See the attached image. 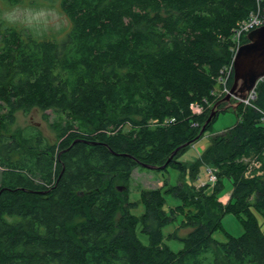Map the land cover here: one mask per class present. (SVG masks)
<instances>
[{"label":"trees","instance_id":"16d2710c","mask_svg":"<svg viewBox=\"0 0 264 264\" xmlns=\"http://www.w3.org/2000/svg\"><path fill=\"white\" fill-rule=\"evenodd\" d=\"M41 1L67 17L66 29L41 36L3 18V7ZM258 5L0 0V264H264V79L253 106H238V122L199 158L177 161L183 147L157 169L186 182L142 188L138 201L128 188L136 168L162 167L196 140L223 99L216 90L230 75L236 29ZM35 109L65 115L66 124H53L56 143L31 129L3 135L17 112ZM253 163L260 167L250 170ZM203 169L214 170V185L199 186ZM226 181L232 190L223 204ZM167 195L179 203L168 205ZM227 215L243 235L225 230ZM178 220L169 234L183 243L175 252L163 229Z\"/></svg>","mask_w":264,"mask_h":264},{"label":"rangeland","instance_id":"374dc122","mask_svg":"<svg viewBox=\"0 0 264 264\" xmlns=\"http://www.w3.org/2000/svg\"><path fill=\"white\" fill-rule=\"evenodd\" d=\"M3 18H5L8 22L27 29L36 35L41 36H51L60 30L66 29L68 26V19L65 15L59 12L58 7H52L49 4H45V1H41L39 6L33 7L29 5H18L13 7H3ZM219 86L216 90V93H220L224 89V84L226 82L221 81L218 82ZM229 86V85H228ZM227 86V87H228ZM195 110L199 111V106L194 107ZM44 115L48 116L46 120ZM66 117L63 114L55 113L53 111H47L43 113L37 109L33 110L30 114L25 115L23 112H17L15 116V122L3 130L4 136L9 135H19V131L21 129H31V132H39L49 144H54L58 141V136L60 134L59 128L66 124ZM238 122V118L236 113L232 110H227L225 112H221L215 118L212 127L204 132L203 137H201L194 144L189 146L188 150H186L182 155H180L177 161H182L186 163H192L195 159L199 158V155L205 149V146H208L211 143V138L215 135L223 133L225 130L232 128ZM53 124L58 128H55ZM178 148V147H177ZM244 162H249V159H244ZM212 168V167H207ZM214 171V170H213ZM216 175V174H215ZM132 180L130 186L128 187L131 190L130 201H138L140 199V190L142 188H157L161 187L165 181L169 182V185H177L179 182H186L185 178L179 174V172L175 171L172 168H169L167 171H158L157 169H148L145 167H138L132 173ZM200 178L204 179V184L212 180V174H209L208 171L203 169L200 172ZM225 189L223 195L219 197L220 199L232 190V184L230 181L225 182ZM202 186V185H199ZM172 196L167 195L168 205L178 204V200H171ZM224 201V199H223ZM173 203V204H172ZM143 212V207L138 208V210L134 211L133 214L139 216ZM262 225V231L264 234V223L261 218L258 220ZM179 220L177 222H173L172 224L167 225L163 229L164 234V243L169 246L172 251H179L183 248V243L174 238H169V234L176 230L179 226ZM223 226L225 230L231 236H241L243 235V227L239 223V221L233 215H227L223 219ZM184 234L183 232L181 233ZM223 232H216L213 237L220 242L226 241V236ZM144 235H140V239L143 240L144 243H148V239Z\"/></svg>","mask_w":264,"mask_h":264},{"label":"water","instance_id":"95a60500","mask_svg":"<svg viewBox=\"0 0 264 264\" xmlns=\"http://www.w3.org/2000/svg\"><path fill=\"white\" fill-rule=\"evenodd\" d=\"M245 35H247V43L242 44L237 49L233 59L234 76L230 93L227 94L218 103H216L214 107H212L211 114L202 127L200 134H198L196 140L178 147L173 152L169 160H167V163L165 165L163 164L162 167L144 165L145 168H159L164 170V168L167 167L169 162L172 161L179 150H181L183 147L191 146L200 139V137L205 132L207 125L217 115L218 111L232 110L235 112L238 106H240L247 100L250 92L255 90L258 83L262 79H264V25L260 28L246 33ZM234 100H236L235 103L233 102ZM223 104H225L224 107H222L221 109L218 108Z\"/></svg>","mask_w":264,"mask_h":264},{"label":"built area","instance_id":"2783aa9c","mask_svg":"<svg viewBox=\"0 0 264 264\" xmlns=\"http://www.w3.org/2000/svg\"><path fill=\"white\" fill-rule=\"evenodd\" d=\"M257 1L259 2V5L257 6V9L255 11H253L250 14V16H248L249 18L246 21H244V22H242L240 24L238 29H236V31H237L236 34H235V41H236L235 43L237 44L236 51L242 45L241 37L243 35H245L246 33L250 32V31H252L254 29L260 28V27H262L264 25V11H263L264 10V4H263L264 0H257ZM236 51H235V53H236ZM229 69L230 70L227 73H229L231 75V72H233V64L229 67ZM230 75H223V77H221L219 79V81H221L222 83H223V81L226 82V84L223 83L224 84L223 91L218 93V94H216L219 97L220 96L224 97V96H226L227 94L230 93V89H229V87H227V85H228L227 81H228ZM256 97H257L256 91L253 90L252 92H250L247 100L245 102L242 101V102H244L243 105L250 106V107L253 106V102L255 101ZM194 107H198V106H194ZM194 107H193V109H194ZM194 111L196 113H200L201 109L199 108V111L194 109ZM259 167H260L259 163H253V165L250 168V170H252L253 168H259ZM208 173L212 174L213 178H212V180L209 179L207 184L214 185L217 182V176L215 175V172L213 170H211V169H208ZM203 184H204V181H203V183L200 182V185L203 186Z\"/></svg>","mask_w":264,"mask_h":264},{"label":"crops","instance_id":"0c3cea01","mask_svg":"<svg viewBox=\"0 0 264 264\" xmlns=\"http://www.w3.org/2000/svg\"><path fill=\"white\" fill-rule=\"evenodd\" d=\"M202 153V152H201ZM200 153V154H201ZM206 178H204V179H202L201 181H203V180H205ZM230 193H231V191L229 192V195H228V193L227 194H225L221 199H220V201L223 203V204H226L228 201H229V199H230ZM223 199H224V201H223Z\"/></svg>","mask_w":264,"mask_h":264}]
</instances>
